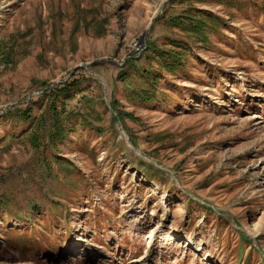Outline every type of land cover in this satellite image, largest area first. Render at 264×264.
Returning a JSON list of instances; mask_svg holds the SVG:
<instances>
[{
    "label": "rangeland",
    "instance_id": "rangeland-1",
    "mask_svg": "<svg viewBox=\"0 0 264 264\" xmlns=\"http://www.w3.org/2000/svg\"><path fill=\"white\" fill-rule=\"evenodd\" d=\"M0 264H264V0H0Z\"/></svg>",
    "mask_w": 264,
    "mask_h": 264
},
{
    "label": "trees",
    "instance_id": "trees-1",
    "mask_svg": "<svg viewBox=\"0 0 264 264\" xmlns=\"http://www.w3.org/2000/svg\"><path fill=\"white\" fill-rule=\"evenodd\" d=\"M180 21L179 22H183L184 23V21L185 22H187V26H184V24H180V25H182V30H185V32H191L192 34H194V35H196L197 37L198 36H200V35H203V28H204V26H205V24L204 23H202V22H200V20L198 19V18H195L193 15H191V14H189L188 12L187 13H183L181 16H180V19H179ZM208 20H210V19H208ZM175 22H177V20L175 21L174 20V23ZM178 24V23H177ZM176 46H178V45H176ZM179 47V46H178ZM158 54H160L161 56H164V54L162 53V52H160V53H158ZM177 53H176V51L175 52H173L171 55H167V57H166V59H165V61L164 62H166V65H168V64H170V63H172V62H174V61H176V57H175V55H176ZM159 55V56H160ZM137 75L138 76H144V75H142V72H140V71H138L137 72ZM64 87V86H63ZM63 87H55V88H53L55 91L56 90H61L60 92H58L59 93V95H63V94H67L68 93V84L63 88ZM62 88V89H61ZM141 97L142 98H144L145 100H150L152 97H150V98H148L147 97V95L146 94H141ZM10 117H16V118H22L23 120L25 119H27L28 120V115H25L24 114V111H22V112H19V113H16V115H11ZM60 129V127H59V125L58 124H55L54 125V130H55V132H57L58 130ZM240 235H241V233H240ZM239 235V237L241 238V240H244L243 239V234L240 236Z\"/></svg>",
    "mask_w": 264,
    "mask_h": 264
}]
</instances>
